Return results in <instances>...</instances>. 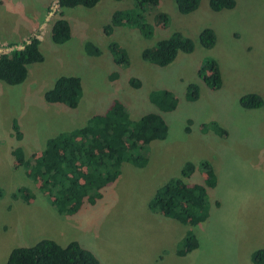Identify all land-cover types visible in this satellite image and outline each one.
Instances as JSON below:
<instances>
[{
	"label": "rangeland",
	"instance_id": "374dc122",
	"mask_svg": "<svg viewBox=\"0 0 264 264\" xmlns=\"http://www.w3.org/2000/svg\"><path fill=\"white\" fill-rule=\"evenodd\" d=\"M236 2L234 9L216 12L210 0H201L196 11L183 15L176 0H163L146 10L154 27L153 37L147 39L131 27L116 28L107 36L104 27L113 15L132 9L135 2L101 0L93 9H66L72 37L56 44L51 26L59 17L58 0H0V42L22 47L37 37L44 55L42 63L28 67L24 83L11 86L0 80V264L13 249L44 239L62 246L77 241L101 264H254L252 253L264 248V106L244 109L240 99L252 93L264 99V0ZM163 15L169 19L165 27ZM206 28L217 36L211 49L200 43ZM174 32L192 39L194 52L179 53L167 67L143 60L144 49ZM87 42L101 54L88 55ZM113 44L127 53L128 65L116 64ZM208 59L217 62L222 76L219 90L208 88L200 76ZM114 73L118 77L112 79ZM62 76L82 81L83 95L75 109L45 100ZM131 78L140 80L141 87L131 86ZM192 83L201 90L195 102L186 99ZM157 90H168L179 99L175 111L161 113L169 127L167 138L150 144L146 167L124 164L103 198L85 203L76 215H59L25 170L15 169V148H22L28 158L41 153L50 138L84 127L116 100L134 121L160 113L149 99ZM213 121L228 131L227 137L202 132V125ZM205 161L217 179V186L208 190L206 222L190 227L150 210L156 191L179 177L187 162L194 163L196 171L185 181L203 184ZM23 187L33 194L30 202L12 198ZM188 231L194 232L199 247L180 257L178 244Z\"/></svg>",
	"mask_w": 264,
	"mask_h": 264
},
{
	"label": "trees",
	"instance_id": "16d2710c",
	"mask_svg": "<svg viewBox=\"0 0 264 264\" xmlns=\"http://www.w3.org/2000/svg\"><path fill=\"white\" fill-rule=\"evenodd\" d=\"M101 0H58L59 17L52 23L51 37L54 43L64 44L72 37L71 26L65 19V10L79 6L93 9ZM122 1V0H117ZM163 0H134L130 10L115 13L111 22L104 27L107 36L116 28L131 27L150 39L154 35V27L146 17V10L157 7ZM201 0H176L178 10L183 15L196 11ZM236 0H210L213 11L234 9ZM163 26L169 19L163 15ZM217 36L213 29L206 28L201 32L200 43L206 49L216 45ZM41 41L32 37L22 49L0 55V80L15 86L24 83L28 77V67L42 63L44 55L40 49ZM113 59L119 66L129 64L127 53L117 44L112 45ZM195 43L181 32H174L170 37L160 40L153 48H146L142 58L146 62L167 67L171 65L179 53H192ZM85 51L90 56H99L101 50L92 42L85 44ZM200 76L204 84L212 89L222 87V76L217 62L208 59L200 68ZM118 77L113 74L112 79ZM130 85L141 87V81L131 78ZM201 90L199 85L188 86L186 99L189 102L199 100ZM83 95L82 81L75 76H62L54 87L45 93V100L51 104H63L71 109L78 107ZM149 99L160 113H149L134 121L126 106L116 100L110 108L101 115L92 117L88 123L78 129L62 132L50 138L41 153L27 157L25 151L18 147L13 150L15 169L23 168L28 178L38 186L52 208L61 216L76 215L85 203L94 204L104 196V190L116 182L122 173L124 164L144 168L148 164V150L151 143L165 140L169 127L161 113L173 112L177 109L179 99L168 90L153 91ZM244 109H259L264 106V99L256 93L247 94L240 99ZM17 138L22 139L19 126H14ZM189 130V129H188ZM203 133L210 131L224 138L228 131L218 122L203 124ZM205 174L203 184H188L185 180L192 177L196 165L187 162L181 175L170 179L160 187L149 207L153 213L177 220L194 227L204 223L210 216L208 190L217 186V179L208 161L201 164ZM3 191L0 188V199ZM15 200L30 202L32 192L19 188L12 195ZM218 204V203H217ZM199 247L196 235L188 231L178 244L177 255L185 257ZM254 264H264V248L252 253ZM4 264H101L98 257L79 242L72 241L62 246L54 240L44 239L32 247H20L11 251Z\"/></svg>",
	"mask_w": 264,
	"mask_h": 264
},
{
	"label": "built area",
	"instance_id": "2783aa9c",
	"mask_svg": "<svg viewBox=\"0 0 264 264\" xmlns=\"http://www.w3.org/2000/svg\"><path fill=\"white\" fill-rule=\"evenodd\" d=\"M23 47L24 46H22V47L13 46V45H9V44L0 42V55L9 53V52L13 51L14 49H22Z\"/></svg>",
	"mask_w": 264,
	"mask_h": 264
}]
</instances>
